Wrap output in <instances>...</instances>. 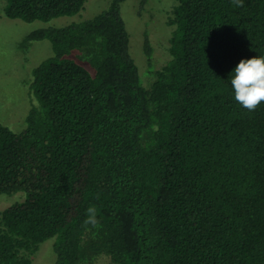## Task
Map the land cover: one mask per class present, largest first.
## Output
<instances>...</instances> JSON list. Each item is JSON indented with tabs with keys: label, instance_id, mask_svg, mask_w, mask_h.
Listing matches in <instances>:
<instances>
[{
	"label": "trees",
	"instance_id": "1",
	"mask_svg": "<svg viewBox=\"0 0 264 264\" xmlns=\"http://www.w3.org/2000/svg\"><path fill=\"white\" fill-rule=\"evenodd\" d=\"M86 1L3 11L48 21ZM124 1L22 41L53 54L32 69L24 129L0 121V194L25 192L0 212V264H32L51 237L54 264H264V102L243 108L229 77L264 56V0H173L161 67L144 32L146 85ZM90 205L97 228L83 224Z\"/></svg>",
	"mask_w": 264,
	"mask_h": 264
},
{
	"label": "rangeland",
	"instance_id": "2",
	"mask_svg": "<svg viewBox=\"0 0 264 264\" xmlns=\"http://www.w3.org/2000/svg\"><path fill=\"white\" fill-rule=\"evenodd\" d=\"M5 3L6 0H0V121L14 131H21L25 127V117L29 109L39 105V100L30 88L32 69L53 54L48 40L25 45L22 42L24 37L36 28L62 26L89 18L106 9L109 0H87L77 14L61 15L48 21L9 18L3 11ZM172 4L173 0H148L144 6L140 5V0H125L122 3L121 12L130 35V53L139 66L143 84L150 80L146 73L147 61L143 52L144 32L148 33L153 47L154 67H161L168 58L167 46L171 28L167 26L166 18ZM73 54L74 52L70 56ZM24 198V191L1 193L0 212ZM54 241L55 237H51L40 243L32 264H54ZM94 264L113 263L108 255L101 254Z\"/></svg>",
	"mask_w": 264,
	"mask_h": 264
},
{
	"label": "clouds",
	"instance_id": "3",
	"mask_svg": "<svg viewBox=\"0 0 264 264\" xmlns=\"http://www.w3.org/2000/svg\"><path fill=\"white\" fill-rule=\"evenodd\" d=\"M237 7L243 6V0H232ZM235 101L248 111H254L264 102V56L241 59L229 74ZM85 226L99 227L97 209L90 205L86 209Z\"/></svg>",
	"mask_w": 264,
	"mask_h": 264
}]
</instances>
